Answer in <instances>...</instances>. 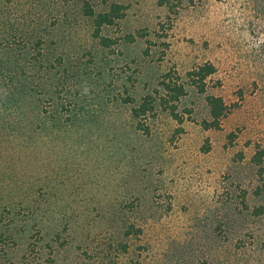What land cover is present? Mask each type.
<instances>
[{
    "label": "rangeland",
    "instance_id": "obj_1",
    "mask_svg": "<svg viewBox=\"0 0 264 264\" xmlns=\"http://www.w3.org/2000/svg\"><path fill=\"white\" fill-rule=\"evenodd\" d=\"M114 3L107 49L81 0H0V264H264L250 214L264 205V0H193L171 19L158 0L91 5ZM205 62L217 73L189 88L186 121L160 111L143 136L123 99ZM208 94L237 106L219 130L201 126Z\"/></svg>",
    "mask_w": 264,
    "mask_h": 264
},
{
    "label": "trees",
    "instance_id": "obj_2",
    "mask_svg": "<svg viewBox=\"0 0 264 264\" xmlns=\"http://www.w3.org/2000/svg\"><path fill=\"white\" fill-rule=\"evenodd\" d=\"M84 4L85 14L92 19L94 26L93 37L98 41L99 45L102 48L111 49L114 45L117 44L112 38L104 36L102 34L104 27L115 26L119 20H121L126 11V7L114 3L111 4L109 9L104 12H96L91 3L94 1H104V0H81ZM193 0H158V4L162 7H165L168 11V17L171 19L172 16L176 17L181 8L185 4H192ZM129 39L134 41L135 38L130 35ZM33 48L38 49V54L41 55V42L37 41L33 43ZM61 64V62H58ZM217 73V68L212 62H205L199 65H194L187 72L188 82L182 81V79L177 76V72L175 70H171L168 73L164 74L161 81L159 82L161 92H156L155 95L148 94L143 96L140 101L136 102L134 99L127 97L123 99V102L130 105L131 115L133 120L136 123V128L140 131L143 136L150 137L151 135V125L150 121L155 119L160 111L169 113L173 119H175L179 125H182L186 121L185 114L181 113L180 105L182 101L188 97L189 88L196 89L201 94H206L207 87L209 85V79ZM10 74V75H9ZM8 82L9 86L12 87L17 82L16 69L13 71H9ZM18 74V73H17ZM25 74V73H24ZM28 76V73H26ZM7 82V83H8ZM219 85L221 84L218 81ZM14 88V87H13ZM205 101L207 103V107L209 109V120H203L201 122V126L205 130H219L222 128L223 122L225 119L229 117V115L236 109V105H228L222 96L219 95H206ZM191 111V110H190ZM189 112V110H188ZM191 115V112H189ZM75 117V116H73ZM237 135L235 133H231L228 136L230 143H234ZM264 154L260 152L255 155L254 161L256 165L259 167V175L261 179L259 180V184L255 189L256 196L264 197V174L262 167V160ZM243 208L245 211H250L249 206L246 203V196L242 201ZM251 215L255 217L264 216V205H260L252 208ZM142 234V229L135 227H131L127 230L128 235L132 234ZM129 248L124 247L123 251H129Z\"/></svg>",
    "mask_w": 264,
    "mask_h": 264
}]
</instances>
